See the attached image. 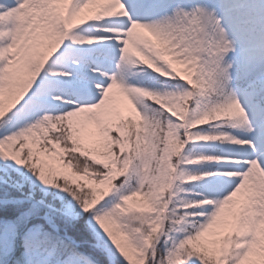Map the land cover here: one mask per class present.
<instances>
[{
	"label": "snow or ice",
	"instance_id": "snow-or-ice-1",
	"mask_svg": "<svg viewBox=\"0 0 264 264\" xmlns=\"http://www.w3.org/2000/svg\"><path fill=\"white\" fill-rule=\"evenodd\" d=\"M0 264H264V0H0Z\"/></svg>",
	"mask_w": 264,
	"mask_h": 264
}]
</instances>
